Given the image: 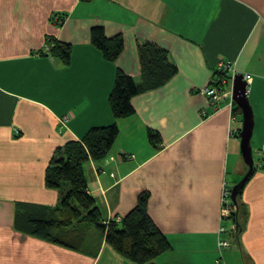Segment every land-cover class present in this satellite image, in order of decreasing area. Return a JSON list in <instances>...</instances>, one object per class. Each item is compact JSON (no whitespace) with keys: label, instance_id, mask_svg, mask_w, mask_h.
<instances>
[{"label":"crops","instance_id":"0c3cea01","mask_svg":"<svg viewBox=\"0 0 264 264\" xmlns=\"http://www.w3.org/2000/svg\"><path fill=\"white\" fill-rule=\"evenodd\" d=\"M95 27L124 38L117 61L93 45ZM53 39L71 45L68 66L44 53ZM146 44L166 50L178 74L135 97L136 114L116 121L109 98L117 70L140 82ZM222 62L251 76L255 170L233 220L222 219V193L249 172L243 115L234 113L233 81L219 106L201 93ZM114 123L112 153L84 167L103 220L122 221L147 195L148 214L172 246L152 264H264V0H0V264H134L94 227L67 230L60 245L30 223L67 194L46 186L57 150Z\"/></svg>","mask_w":264,"mask_h":264},{"label":"trees","instance_id":"16d2710c","mask_svg":"<svg viewBox=\"0 0 264 264\" xmlns=\"http://www.w3.org/2000/svg\"><path fill=\"white\" fill-rule=\"evenodd\" d=\"M91 36L93 45L107 61L115 62L122 55L125 46L122 35L108 38L104 28L95 27ZM138 52L141 63L140 82H136L121 69L116 73L109 98L110 109L116 121L136 114L132 105L135 97L165 87L178 74V69L170 62L166 50L146 44L139 46ZM50 54L68 66L72 60V47L70 44L54 41ZM218 75L221 74L216 72L214 77ZM227 78H230L229 75ZM234 106V113L243 115L242 110L236 104ZM119 137L120 129L114 123L93 128L81 141H71L57 150L47 170L46 186L55 190L68 184L67 194L60 207L53 210L51 215L30 220L31 229L38 237L67 245V241L63 239L67 230L80 226L85 235L88 229L94 227L123 258L134 264H152L155 259L171 252L172 246L148 214L147 195L140 197L138 206L121 222H116L102 219L96 200L88 190L85 165L90 161H104L112 153ZM148 137L153 145L159 143L157 133L150 131ZM124 157L128 158L127 155ZM232 205L238 210V205ZM236 217L237 213L234 212L230 218L233 220Z\"/></svg>","mask_w":264,"mask_h":264},{"label":"water","instance_id":"95a60500","mask_svg":"<svg viewBox=\"0 0 264 264\" xmlns=\"http://www.w3.org/2000/svg\"><path fill=\"white\" fill-rule=\"evenodd\" d=\"M247 81L244 75H236L233 80V101L242 110L243 113V128L241 132V151L245 163L249 167V172L244 177L243 181L233 188L232 200L237 204V197L241 193L242 188L249 180L254 171V158L251 147V139L254 130L253 113L247 97Z\"/></svg>","mask_w":264,"mask_h":264},{"label":"built area","instance_id":"2783aa9c","mask_svg":"<svg viewBox=\"0 0 264 264\" xmlns=\"http://www.w3.org/2000/svg\"><path fill=\"white\" fill-rule=\"evenodd\" d=\"M45 53H47L48 55H50L48 48H45ZM233 66L231 65V63H221L220 67L218 69L217 72H219L221 75L218 77H213V80L211 81V85L209 87H207L206 89H204L202 92H204L206 94V96L208 98H210V100L212 101V103L216 106H219L220 101L222 100V98L224 97V91L219 92L218 87L223 85L225 86L228 82L233 81L230 78H227L228 75L230 74V72H232ZM246 81L249 82L251 79V76L246 75L245 77ZM233 104V101L231 102V105ZM67 120H62L61 123L64 124ZM264 157V156H263ZM129 159L133 158V156L128 157ZM232 191L228 188L225 187L223 189V193H222V219H227L229 218L232 214V212H229V208L232 207ZM118 222H121V219L117 220ZM223 231V230H222ZM219 246L221 248H225L228 246V244L226 243V241H222Z\"/></svg>","mask_w":264,"mask_h":264},{"label":"rangeland","instance_id":"374dc122","mask_svg":"<svg viewBox=\"0 0 264 264\" xmlns=\"http://www.w3.org/2000/svg\"><path fill=\"white\" fill-rule=\"evenodd\" d=\"M66 17H65V15H62V16H56V17H53V23H54V25L56 26V27H63V25L65 24V21H66V19H65ZM54 39L53 40H50V42L47 44V46H46V49L48 48V50H49V52L52 50V48H53V43H54ZM56 42V41H55ZM60 42V41H59ZM44 53H45V51H44ZM215 75V74H214ZM212 80H213V77H212ZM211 80V81H212ZM228 84V83H227ZM225 85V86H223V85H221V86H219L218 87V90H219V92H221V91H224V95H225V92H226V88H229V87H227L228 85ZM211 85V82H210V84L207 86V87H209ZM207 87H205V88H203L202 90H201V93L202 94H204L205 96H206V94L204 93V92H202L204 89H206ZM210 99V98H209ZM211 101V100H210ZM212 102V101H211ZM262 159H264V157H261ZM262 161H264V160H262ZM86 168L88 167V165H86L85 166ZM254 170H255V163H254ZM253 173V172H252ZM243 181V179L240 181V182H242ZM247 183V182H246ZM246 185V184H245ZM245 185H244V187H245ZM69 187V185L68 184H65L64 186H62V190L63 191H66V188L65 187ZM235 187V186H234ZM244 187L242 188V190H241V193H242V191H243V189H244ZM240 195L241 194H239V196L237 197V204H235L236 205V207H237V205H238V198L240 197ZM233 203L232 204H234V201H232ZM229 212H232L233 214H234V212H238L236 209H235V207L234 206H232V207H230L229 208ZM230 215H231V213H230ZM118 219H120V217H115L113 220L114 221H116L117 222V220ZM109 221V220H108ZM107 221V222H108ZM106 225V224H105ZM96 230V229H95ZM95 230H93V232H89V234L91 235L92 233L93 234H97V232L95 231ZM223 230V231H222ZM220 234H221V239H220V243L223 241L224 242V236L225 235H227L228 234V232H227V230L224 228V227H222L221 229H220ZM107 243V242H106ZM227 244H228V242H226ZM109 245V244H108ZM112 247V246H111ZM113 248V247H112ZM114 249V248H113ZM115 250V249H114ZM116 251V250H115ZM117 252V251H116ZM118 253V252H117ZM119 254V253H118ZM120 255V254H119ZM219 262V261H218ZM217 262V263H218Z\"/></svg>","mask_w":264,"mask_h":264},{"label":"bare ground","instance_id":"6f19581e","mask_svg":"<svg viewBox=\"0 0 264 264\" xmlns=\"http://www.w3.org/2000/svg\"><path fill=\"white\" fill-rule=\"evenodd\" d=\"M237 74L234 72V73H232V72H230V74H229V77H230V79H232V80H234V77L236 76ZM245 75H244V79H245ZM245 81H246V79H245ZM231 191H233V189H231ZM232 216L234 215L233 213L231 214ZM231 217V216H230ZM229 217V218H230Z\"/></svg>","mask_w":264,"mask_h":264}]
</instances>
